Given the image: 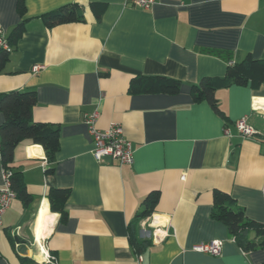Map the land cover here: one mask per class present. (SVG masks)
<instances>
[{"label":"crops","instance_id":"1","mask_svg":"<svg viewBox=\"0 0 264 264\" xmlns=\"http://www.w3.org/2000/svg\"><path fill=\"white\" fill-rule=\"evenodd\" d=\"M17 2L0 0L6 39L23 25L0 93L34 91L32 120L57 126L60 139L53 163L40 145L14 150L11 170L32 202L15 198L2 215L0 264H47L46 253L56 264H264V249L243 252L212 217L217 190L264 223V85L216 90L219 112L190 97L191 86L224 76L229 64L264 60V0H154L149 10L125 0H22V14ZM72 4L80 21L46 25L45 15ZM34 65L43 68L34 73ZM137 75L176 80L180 91L131 95ZM95 111L98 129L122 126L131 165L94 160L84 117ZM242 118L258 136L239 134ZM3 175L0 159V186ZM52 188L70 191L64 220L50 211ZM153 192L159 199L136 229L145 245L137 252L129 225ZM212 240L223 242L220 256L191 250Z\"/></svg>","mask_w":264,"mask_h":264},{"label":"trees","instance_id":"2","mask_svg":"<svg viewBox=\"0 0 264 264\" xmlns=\"http://www.w3.org/2000/svg\"><path fill=\"white\" fill-rule=\"evenodd\" d=\"M103 9V6H100ZM19 14L24 11L22 0L17 2ZM82 13L77 5H67L44 16V22L48 27L57 24H65L80 21ZM23 32V25L19 24L7 38L10 47L16 44ZM9 54L0 49V74L4 71ZM232 85L250 86L256 90L264 85V60H254L245 57L241 62L229 64L224 76L203 78L198 84L191 86L190 97L193 102L205 101L215 111H218L214 93L218 89H226ZM180 82L162 76L137 75L131 78L128 85V93L135 94H170L174 95L180 91ZM36 103L34 91L0 93V113L4 121L0 125V159L3 172L10 173V187L24 206L32 202V196L28 194L25 184L19 174L12 172V163L15 148L22 142L40 145L45 153L48 163H53L55 155L59 150L60 131L57 126L34 122L32 120V109ZM68 189L52 188L48 191L47 197L50 204V211L58 213L60 220L66 218L64 205L68 199ZM158 192H153L144 199V211L137 214L132 224L129 225L130 244L137 252L144 248V242L139 244L135 236L136 229L140 222L149 217L158 202ZM212 217L224 224L229 235L241 248L243 252L254 251L260 247L264 249V223L248 219L244 211L236 205V202L223 192H213ZM254 238H261L256 243ZM148 243V242H147ZM147 245V244H146ZM23 264H33L30 260H24Z\"/></svg>","mask_w":264,"mask_h":264},{"label":"built area","instance_id":"3","mask_svg":"<svg viewBox=\"0 0 264 264\" xmlns=\"http://www.w3.org/2000/svg\"><path fill=\"white\" fill-rule=\"evenodd\" d=\"M132 6L142 10H149L154 5V0H125ZM0 49L10 53L12 48L9 46L4 32L0 29ZM43 66L34 65L32 72L40 71ZM99 117L97 111L87 114L84 117V123L87 127V132L92 138L93 148L91 151L92 157L96 162H101L104 158H110L116 161L119 165H131L133 163V148L131 143L124 137L123 128L119 124H111L108 128L100 130L96 127V122ZM235 127L243 138H252L258 136V132L245 119H240L235 122ZM227 134V130H225ZM10 173L3 175V185L0 186V226L1 217L9 208L12 201L15 199V193L11 190ZM223 242L221 240H212L207 243L194 244L191 246L193 252L208 254L214 257L220 256ZM47 264H56L54 256L46 253ZM138 261L141 257L138 256Z\"/></svg>","mask_w":264,"mask_h":264},{"label":"bare ground","instance_id":"4","mask_svg":"<svg viewBox=\"0 0 264 264\" xmlns=\"http://www.w3.org/2000/svg\"><path fill=\"white\" fill-rule=\"evenodd\" d=\"M42 216H43V215H42V213H41V219H42ZM49 219H50V218H49ZM51 220H52V219H51ZM39 222H40V221H39ZM51 225H52V224H51ZM47 231H48V230H47Z\"/></svg>","mask_w":264,"mask_h":264}]
</instances>
